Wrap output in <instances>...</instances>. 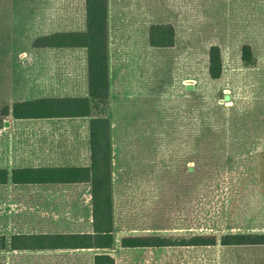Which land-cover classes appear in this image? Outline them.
Returning a JSON list of instances; mask_svg holds the SVG:
<instances>
[{
    "label": "rangeland",
    "instance_id": "374dc122",
    "mask_svg": "<svg viewBox=\"0 0 264 264\" xmlns=\"http://www.w3.org/2000/svg\"><path fill=\"white\" fill-rule=\"evenodd\" d=\"M160 1L189 9L196 24L172 49L145 47L138 35L136 50L112 53L107 111L117 223L134 235L216 237V246L165 254L161 264H264V253L256 260L218 245L221 234L264 233V0ZM58 6L0 0V111L33 72L17 52ZM211 45L221 50L216 80L207 73Z\"/></svg>",
    "mask_w": 264,
    "mask_h": 264
},
{
    "label": "crops",
    "instance_id": "0c3cea01",
    "mask_svg": "<svg viewBox=\"0 0 264 264\" xmlns=\"http://www.w3.org/2000/svg\"><path fill=\"white\" fill-rule=\"evenodd\" d=\"M129 1L131 5L125 8L120 0H107L108 69L112 53L138 48L139 44L134 40L138 35H143L145 47L172 49L178 45L179 36L189 35L186 29L196 24V18L190 15L189 9L181 13L175 8V2L171 7L163 8L167 1ZM54 2L59 6L50 7L43 13L33 28V41L17 52L21 62L26 61V65L33 69L28 76L29 85L21 91L14 87V82H1L8 85V90L16 89L17 94L11 95L0 111V169L8 172L6 182L0 183V264H95V257L101 254L110 255L114 264H161L165 254L178 255L184 248L190 253L189 249L196 246H122L123 237L144 235L121 230L124 228L117 223L113 198L111 248H99L94 244L72 246L70 243L74 241H93L95 219L91 183H15L11 180L14 169L88 168L92 161V116L17 118L12 112V106L17 102L88 96L86 48L33 44L41 36L85 30V0ZM188 3L191 2L188 0ZM153 24L173 27L175 37L172 46L153 47L149 44L148 30ZM123 36L130 38L128 43L121 42ZM109 76L108 70L110 100ZM97 112L98 109L91 108V115ZM112 182L111 174V194ZM5 196L11 198L5 200ZM65 235L87 237L70 239ZM218 245L224 251L235 249L237 254L251 252L249 254L256 260L260 253H264V244Z\"/></svg>",
    "mask_w": 264,
    "mask_h": 264
},
{
    "label": "trees",
    "instance_id": "16d2710c",
    "mask_svg": "<svg viewBox=\"0 0 264 264\" xmlns=\"http://www.w3.org/2000/svg\"><path fill=\"white\" fill-rule=\"evenodd\" d=\"M86 27L82 32H60L38 37L35 46L84 47L87 53V97L43 98L17 102L12 106L17 118L33 117H73L92 116L90 118L91 164L88 168L49 167L23 168L11 171V180L15 183H74L89 181L92 188V206L95 234L92 242H71L72 246L94 244L99 248H111L113 243L112 194H111V135L110 120L106 114L108 97V56H107V0H85ZM175 32L169 24H153L148 30V42L153 47H170L174 43ZM207 73L210 79H219L223 65L218 45H211L207 51ZM241 59L245 66L252 62L251 48L245 44L241 48ZM91 108L98 109L91 115ZM8 172L0 169V183L6 182ZM75 239L87 236L65 235ZM91 238V236H88ZM220 245L264 244V233H225L221 234ZM214 235L194 234L188 238L149 234L127 236L121 239L125 247H161V246H213ZM95 264H114L108 254L95 257Z\"/></svg>",
    "mask_w": 264,
    "mask_h": 264
},
{
    "label": "water",
    "instance_id": "95a60500",
    "mask_svg": "<svg viewBox=\"0 0 264 264\" xmlns=\"http://www.w3.org/2000/svg\"><path fill=\"white\" fill-rule=\"evenodd\" d=\"M186 89H192V85H186Z\"/></svg>",
    "mask_w": 264,
    "mask_h": 264
}]
</instances>
